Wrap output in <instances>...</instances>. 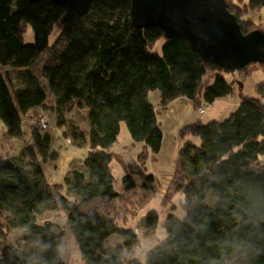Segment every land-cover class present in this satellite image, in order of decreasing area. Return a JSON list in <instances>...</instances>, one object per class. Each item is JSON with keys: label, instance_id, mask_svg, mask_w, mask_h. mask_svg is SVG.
Returning a JSON list of instances; mask_svg holds the SVG:
<instances>
[{"label": "trees", "instance_id": "obj_1", "mask_svg": "<svg viewBox=\"0 0 264 264\" xmlns=\"http://www.w3.org/2000/svg\"><path fill=\"white\" fill-rule=\"evenodd\" d=\"M227 1L243 33L254 31L249 22L255 21L242 12H264V0ZM131 5L96 0L67 28L64 10L52 0H0V121L11 146L24 140L19 156L0 155L7 161L0 172V253L10 245L23 264H67L57 224L42 220L46 212L62 211L86 264H264V83L256 96L240 91L237 109L224 120L182 128L181 137L199 142L187 140L179 149L168 194L181 197L179 207L166 210L167 235L144 261L136 254L142 242L135 231L151 236L159 212L127 226L107 211L136 191V179L147 196L158 189L147 162L161 152L163 132L150 92H160L164 108L187 98L199 110L234 93L228 74L210 68L186 41L166 39L159 27L137 28ZM28 28L32 43L25 41ZM46 53V65L35 72ZM253 66L264 70L250 64L240 73L249 76ZM74 108L87 112L88 130L67 118ZM35 110L54 115L70 144L83 148L89 139L88 154L71 164L64 184L52 185L45 173V165L59 159L55 135L33 122L25 139L23 114ZM122 123L143 151L128 164L118 192L111 148Z\"/></svg>", "mask_w": 264, "mask_h": 264}, {"label": "rangeland", "instance_id": "obj_2", "mask_svg": "<svg viewBox=\"0 0 264 264\" xmlns=\"http://www.w3.org/2000/svg\"><path fill=\"white\" fill-rule=\"evenodd\" d=\"M242 14V16H244V20L247 19L246 21H251L250 19H252L255 21L254 23L249 22L255 28L254 31H264V12L253 13L244 11ZM56 36L57 30H55L52 34L50 40H54ZM25 41L28 43L34 42V33L31 28H28L26 31ZM48 57V53L42 55L41 59L38 60L34 66L35 72H41L42 68L47 63L46 60ZM252 68L254 69L249 76H245L240 72H238L239 74H228L227 78L230 82H233L232 84L234 86L236 96H233L232 94L225 97L227 100L222 98L217 100L212 105H205L208 107H202L206 110L204 114L201 113L202 108L199 110V108L187 98L176 99L164 108L159 102L160 92L157 90L149 93V101L157 109L158 123L160 124L163 132L161 152L156 155H149V160L147 162L148 171L155 174L158 178V189L153 195L147 196L141 188V180L136 179L139 186L136 191L121 200L115 201L114 205H108L109 208L107 209V211L120 220L122 224L127 226H135L140 217L145 216L148 211L154 209L159 212L160 225L158 226L157 231L152 233L151 236H145L143 231L139 232L141 233V236H139L142 244L141 247L137 248L136 254L143 261L146 258V254L167 235L164 227L161 225V223L165 220L167 214L166 210L172 205L179 207L181 197L179 195L176 197L168 196L170 193L179 149L187 140H192L195 143L199 142L197 138L192 136H186L184 138L181 137L180 131L183 127L189 126L197 121L209 123L212 120H224L237 109L239 104L236 102L232 103V101H237L238 103L240 102V91L246 96H256L257 85L264 83V70L257 68V66H253ZM240 82H242L243 88H241L242 85ZM16 104L18 106L17 102ZM41 112L43 111L35 110L28 114H23V128L26 133L25 139L29 141L31 139L29 125L33 122L40 124L38 119L39 117L44 116L45 123L42 124H47L46 128H48V130L55 135L54 149H56L59 153V159L56 163H49L45 165V173L52 185L64 184V179L70 170L71 164L77 159H83L88 154L89 139L88 145L83 148H79L73 143L70 144L63 137L61 132L63 129L56 127V117L50 113L39 114ZM67 118L72 119L75 125L79 126L81 129L88 130L89 123L87 120V112L85 110L74 108L72 112L67 114ZM5 130V125L2 121H0V155L6 158L19 156L23 151L24 140H14V145L11 146V142L4 140ZM14 146L15 151H13ZM142 149L143 144L134 142L128 132L126 124L122 123L117 141L111 148L112 170L113 175L116 178L115 188L118 192L124 191L122 178L128 172V164L138 161V156L141 151H143ZM167 196L169 198H167ZM169 200H172L173 202L170 203ZM42 220L56 223L57 227L55 232L63 235L62 256L64 261L67 264H86L82 257L80 248L66 224V215L64 212H46L43 215ZM18 233L19 232H16V235H18ZM118 242L119 239H116V237H114L111 241L113 245L118 244Z\"/></svg>", "mask_w": 264, "mask_h": 264}, {"label": "water", "instance_id": "obj_3", "mask_svg": "<svg viewBox=\"0 0 264 264\" xmlns=\"http://www.w3.org/2000/svg\"><path fill=\"white\" fill-rule=\"evenodd\" d=\"M32 3L41 0H30ZM62 7L63 26L74 27L96 0H52ZM131 18L139 29L159 27L168 40L180 38L212 69L235 74L250 64L264 65V31L244 34L227 0H131ZM7 161L0 157V172ZM0 264H23L10 245Z\"/></svg>", "mask_w": 264, "mask_h": 264}, {"label": "built area", "instance_id": "obj_4", "mask_svg": "<svg viewBox=\"0 0 264 264\" xmlns=\"http://www.w3.org/2000/svg\"><path fill=\"white\" fill-rule=\"evenodd\" d=\"M205 112H206L205 108H202L201 113L204 114ZM44 119H45L44 116H42V117H39L38 121H40V124L42 125L43 128H46L47 124H42V123H45ZM136 234H139V230H136Z\"/></svg>", "mask_w": 264, "mask_h": 264}, {"label": "crops", "instance_id": "obj_5", "mask_svg": "<svg viewBox=\"0 0 264 264\" xmlns=\"http://www.w3.org/2000/svg\"><path fill=\"white\" fill-rule=\"evenodd\" d=\"M241 90H242V89H241ZM233 96H236L235 89H234ZM223 99H225V98H223ZM225 100H227V99H225ZM234 102H236L237 104H239L237 101H232V103H234ZM225 104H227V103H225Z\"/></svg>", "mask_w": 264, "mask_h": 264}]
</instances>
